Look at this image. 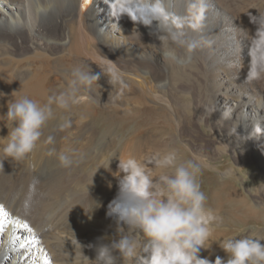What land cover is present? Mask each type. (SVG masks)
Instances as JSON below:
<instances>
[{"label":"bare ground","instance_id":"1","mask_svg":"<svg viewBox=\"0 0 264 264\" xmlns=\"http://www.w3.org/2000/svg\"><path fill=\"white\" fill-rule=\"evenodd\" d=\"M184 2L168 0L169 7L177 12L183 11ZM208 3L203 31L190 33L199 46L188 61L179 49L175 59L163 56L164 46L158 39L156 22L145 26L124 16L116 27L105 0H0V114L5 119L8 103L13 99L50 96L64 90L68 84H60V78L69 83L73 67H91L96 46L103 52L102 57L115 62L127 74L153 73L155 88H149L154 89L150 96L155 92V101L166 102L173 110L148 106L138 100L133 104L128 101L127 111L139 108L141 114H155L156 122L165 121L158 110L169 113L173 129L169 141L177 151L178 161L193 159L204 164L211 157L205 149H196L183 141L186 114L184 117L174 95L185 90L180 87L184 78L193 77L204 93L202 98L197 92L203 112L199 122L208 120L222 149H228L235 161L258 165L264 180V88L255 86V80L246 79L253 35L220 0ZM55 77L60 85L54 83ZM123 80L126 94L135 96L142 91L134 79ZM13 92L17 93L12 95ZM80 95L81 107L85 98ZM150 100L153 102L154 97ZM79 106L69 111L55 109L54 119L44 128V138L23 161H13L0 152V161H4L0 165V188L12 194V200L0 196V264H84L83 254L94 260L97 246L119 238L118 225L108 215V205L118 195L115 173L118 158L126 159V151L118 156L112 150L117 158L109 167L114 155L110 146L95 143L91 124L103 125L107 134L115 130L127 133L136 142L132 146L135 149L128 154L138 159L144 157L142 148L147 146L140 143L142 130L126 128V123L118 119L111 121L105 109L96 113L90 104L84 105L85 108ZM185 108L187 112L192 110L189 105ZM63 117L74 123L62 130L59 125ZM136 122L133 126L139 127ZM164 126L156 128V133L162 134L163 128H167ZM49 136L53 138L50 144ZM131 145L128 144L129 148ZM61 152L73 158L71 168L60 167L57 157ZM232 174L229 171L225 176ZM254 196L258 206L229 180L211 191L207 205L222 218V223L211 231L208 249L201 250L202 258L213 264L217 257L227 260V254L212 244L226 237L249 235L243 233L247 228H252L250 234L264 237V186L255 190Z\"/></svg>","mask_w":264,"mask_h":264},{"label":"clouds","instance_id":"2","mask_svg":"<svg viewBox=\"0 0 264 264\" xmlns=\"http://www.w3.org/2000/svg\"><path fill=\"white\" fill-rule=\"evenodd\" d=\"M105 2L116 27L124 16L145 26L156 22L158 39L164 46L163 56L175 59L179 49L188 61L199 46L190 33L203 31L209 11L208 0H185L182 12L171 9L168 0ZM249 17L256 31L250 42L246 79L255 80L264 76V15ZM97 66L99 72H93L90 65L73 67L67 87L51 94L43 105L28 97L10 101L4 116L11 127L6 125L9 134L0 139L3 156L23 161L36 148L45 126L54 119L55 109L69 111L78 105L81 91H92L94 85L100 87L102 75L114 89L117 85L119 91L127 87L115 62L107 59L103 66ZM70 126L71 120L63 117L59 127L63 130ZM47 142L52 143L53 138L49 136ZM57 158L62 168L74 164L73 158L64 152ZM114 158L117 157L114 155L109 160V167ZM118 160L115 176L119 191L108 205V215L116 219L119 238L97 246L94 260L83 254L84 264H213L200 253L208 249L211 231L220 226L222 218L207 205V196L201 190V164L193 159L178 161L175 151ZM157 169H172V172L155 176ZM262 241L264 237L249 234L215 242L228 258L217 257L214 264H264Z\"/></svg>","mask_w":264,"mask_h":264},{"label":"rangeland","instance_id":"3","mask_svg":"<svg viewBox=\"0 0 264 264\" xmlns=\"http://www.w3.org/2000/svg\"><path fill=\"white\" fill-rule=\"evenodd\" d=\"M220 2H221V4L223 3L222 6L227 8L228 11L232 12L231 14H234L243 23H245V26H247V28L249 29V31L251 32L252 35L255 34L256 25H254L253 23L250 22L249 15L250 14L254 15V16L264 15V0H220ZM79 29L82 30V27L79 26ZM251 30H253L254 32ZM97 48L98 47L95 46L94 55L96 56V58H95L94 64L92 65V66L95 65L94 66L95 68L91 66V68L94 72L100 71L97 64L103 66L107 62V59L104 56L103 57L101 56V55H103L102 54L103 52ZM150 48H151L150 49L151 51L155 52V47H152L150 45ZM100 58H103V59L100 60ZM115 66H116V64H115ZM117 69L122 73L123 79H127V78L134 79L135 84L138 85L139 88L140 87L142 88V91L140 92L141 94L139 93L138 95H135V96L128 95L124 92V89H126V87L123 88L122 91H119V85H117L118 87L116 86V88L114 89L112 85L107 83L108 78L102 75L99 82H98L100 87L94 85L92 91H85L87 93H85L84 90H82L81 94L83 95V97L85 99H84L83 103H81V107L79 106L80 104H78L76 106H79V108H85L87 105L90 104L94 108V111L96 113L98 111H100L101 109H103V110L105 109L106 112L110 114L111 121H116L118 119V120L124 121L126 123L124 125L126 128H130V127L134 128L133 129L134 131L135 130H142V135H141L142 140L140 143H144L143 145L147 146V148H148L147 149L146 147H144L142 145V147H144V148H142L143 149L142 150L143 151L142 156H146V154L152 155V154H155V152L165 154V153L170 152V150L173 151L174 146H172L173 145L172 142L169 141L173 137L172 122H171V119H170L171 116L169 113H167L165 111L160 112V110L157 111L159 114L162 113V114H164L163 116H165V118H164L165 121L163 120L164 123H162L163 121H161V120L159 122H156L155 114H148V113H142L141 114V110H139V108L136 109L134 107L135 109H132L131 111H127V106H126L127 102L131 101V103L133 104V102H136L138 100L141 101L142 103L148 105V106H152V107L161 106V108L165 107L169 111L173 110V108L170 109L169 105L166 102H162V103L160 102L159 103V101H155V98L157 97L155 95V92L153 93V95H151L154 97L153 102H152V100H150L151 99V96H150L151 91L154 89L151 90L149 88L150 87L155 88L153 73H150V75L149 74L144 75V76L142 75L143 76L142 77L140 75L137 76L134 74H127L124 71H121L119 69V67H117ZM55 78H56V81L54 83L56 85H60L62 83H63V85L68 84V81L66 82L62 77L60 78V81H61L60 84L57 80V77H55ZM192 79H193V77H191V79L190 78L189 79L184 78L182 80V82L180 81L181 82L180 87H184L185 90H183L182 92L177 93V94L175 93L176 95H174V100H176L180 104V106L182 107V112H183L184 117L186 114L185 119L187 120L186 121L187 125L185 126V131H184L185 137L183 138V141L185 143H188L191 146H194L196 149L197 148L205 149L206 151H208L210 153V154L209 153L208 154L211 155V157L210 156L208 157L209 159H207L206 163L201 164L202 175L199 177V180L201 183V190L205 193V195L207 196V199H208L212 190L217 189L218 185L221 186L224 182L229 180L230 182H232L236 186L240 187L243 190V192L245 193V195H247L249 198H251V202H253L255 205H257L255 203L256 197L254 196L255 190H259L260 186H264V183H263L264 180L259 175V170L261 168L252 162H250V163L246 162V160L243 162L236 160L237 161L236 162L234 157L232 156L231 152L228 149H224V150L222 149V145H220L218 143V139H217L215 132L213 130V126L210 127V124H208V120H207V122H202V123L199 122L200 121L199 119L201 116L200 113H203V112H201L202 111V109H201L202 108V105H201L202 102L199 104L200 100H199L198 94H200V97H202L201 94L203 93V91L200 90V87L198 86L199 84L196 82L197 80L195 79L196 81H194V79L193 80ZM102 81H103V83H102ZM124 82H125V80H124ZM194 82H196L197 86ZM125 84H126V82H125ZM141 85H143V87ZM254 85L255 86L261 85V87L264 88V76H262L259 79H255ZM189 90H192V91L189 92ZM197 92H199V93L197 94ZM193 93H195V94H193ZM118 94H119V96H118ZM193 95H195L197 97H194ZM48 97L49 96L43 95V96H37V97L35 96L31 99L38 102L39 104H42V102H45V103L47 102ZM120 98H122V99H120ZM197 100H199V101H197ZM171 101H172V99H171ZM198 104L201 107L198 106ZM84 105H86V106H84ZM188 105H189V107L192 108V110L190 112L188 111L190 114L186 111L187 108H185ZM194 105H195V107H194ZM197 107H199V108H197ZM195 108H197L198 110ZM199 109H201V110H199ZM110 110H111V112H110ZM165 114L166 115L168 114V117H166ZM114 116H115V118H112ZM166 119H167V121H166ZM136 120H137V122H136ZM190 120H192V121L189 122ZM214 120H215V118H214ZM75 121H77V120H75ZM135 122L138 123V125H140L139 126L140 128L138 126H133V125H135L134 124ZM213 122H215V121H213ZM73 123L74 122L71 121V125ZM6 125L8 126V128H10V126H11V125H8L6 120L3 118V115L0 114V139L5 138V136H8V134H9V129L6 127ZM91 125H93L92 134H93V139L95 140V143L98 142V145H100V146H103V145H108V147L110 146L109 148H111V153L113 155L115 154L114 150H116L119 153L118 156H120L121 154L123 155V152L126 151V153L124 154V157L127 159L128 158L127 154L132 149L133 150L135 149V146L133 148H132V146L134 145V143L136 145V142L129 139L130 136H128L127 133L124 134L122 131H116L115 130V131L110 132L111 134L110 133L107 134L105 132V129L103 128V125L93 123V122ZM162 125L163 126L165 125L164 127H167V128H163V129H165L166 132L163 131V133L161 134L158 131L157 132L158 134H157L155 129L158 127L161 128ZM102 132L103 133L105 132V134H103ZM97 133H98V135H97ZM95 137H98V138L95 139ZM41 138H44V129H43V135ZM130 140H131V142H130ZM149 140H150V142H149ZM119 141H121V142H119ZM171 141H172V139H171ZM121 143H126V144L123 145ZM149 143H151V145ZM128 144H129V146L132 144L131 148H129ZM126 145H127V147H126ZM215 146H217V147H215ZM125 149H128V150H125ZM155 149H156V151H155ZM174 151H175V149H174ZM140 152H141V150H140ZM32 153H33V151H32ZM175 153L177 154V151H175ZM130 154H128V155L133 156ZM192 156H194V155H192ZM156 171H158L159 174H164V173L171 174L172 169H159V170L157 169ZM156 171L154 172V174L157 173ZM229 171L232 172L233 174L230 176L229 175L225 176L226 173ZM159 174H155V176H157V175L159 176ZM211 179L214 180V182H210ZM230 179H232V180H230ZM254 187H256V188H254ZM0 196L4 197L7 200L8 199L12 200V194H9L5 189L0 188ZM17 199L20 200L21 198L17 197ZM251 229L252 228H247V229H245V231H243V233L244 234H250ZM226 238H231V237H226ZM237 238H239V237H237ZM212 245L219 247L218 243H214Z\"/></svg>","mask_w":264,"mask_h":264}]
</instances>
